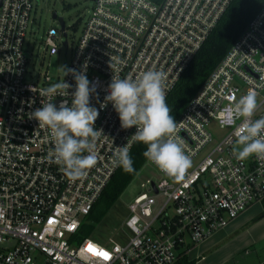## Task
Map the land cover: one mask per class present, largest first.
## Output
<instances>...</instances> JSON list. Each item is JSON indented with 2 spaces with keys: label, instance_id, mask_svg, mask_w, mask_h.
I'll use <instances>...</instances> for the list:
<instances>
[{
  "label": "built area",
  "instance_id": "1",
  "mask_svg": "<svg viewBox=\"0 0 264 264\" xmlns=\"http://www.w3.org/2000/svg\"><path fill=\"white\" fill-rule=\"evenodd\" d=\"M91 1L76 42L69 38V44L68 28L63 23L61 30L56 15L58 29L50 28L43 41L45 55L68 52L66 68L79 72L86 65L96 87L90 97L99 110L94 126L102 130L96 164L72 180L53 162L47 129L30 118L41 106V90L63 79V72L55 79H27L25 38L40 0H0V264H174L180 251L264 202V161L236 158L233 132L242 121L231 114L235 100L253 92L254 118L264 116L263 6L176 121L174 136L192 166L170 177L147 160L163 179L141 185L150 195L140 194L128 207L126 239L108 237L100 244L81 238L83 220L119 169L111 163L113 152L126 143L131 151L136 143L135 127L121 129L111 104L100 110L113 74L139 78L145 70L163 71L167 98L233 0ZM110 61H119L113 72ZM64 80L70 96L73 77ZM61 100L71 104L59 96L53 103ZM211 126L224 132L218 143ZM154 197L165 203L153 215Z\"/></svg>",
  "mask_w": 264,
  "mask_h": 264
},
{
  "label": "clouds",
  "instance_id": "2",
  "mask_svg": "<svg viewBox=\"0 0 264 264\" xmlns=\"http://www.w3.org/2000/svg\"><path fill=\"white\" fill-rule=\"evenodd\" d=\"M118 63L109 62L112 72ZM86 67L84 65L79 72L61 67L62 82L43 88L41 106L30 113L39 128L48 131L53 162L72 180L83 177L96 164V142L102 134V130L94 126L99 110L91 105L90 97L97 92L87 78ZM67 75H71L75 83L70 96L71 85L64 80ZM165 80V73L157 69L145 70L139 78H120L113 74L100 110L111 104L121 129L135 127L131 138L146 146L144 157L165 175L179 177L192 166V161L183 143L174 136L177 123L166 103ZM58 96L69 97L71 104L66 100L54 104ZM257 110V96L253 92L241 95L231 105L233 119L242 121L233 132V153L238 160L254 156L264 161V116L254 118ZM111 163L129 174L136 171L127 143L117 147Z\"/></svg>",
  "mask_w": 264,
  "mask_h": 264
},
{
  "label": "trees",
  "instance_id": "3",
  "mask_svg": "<svg viewBox=\"0 0 264 264\" xmlns=\"http://www.w3.org/2000/svg\"><path fill=\"white\" fill-rule=\"evenodd\" d=\"M150 1L154 4L162 2V0ZM263 6L264 0H233L230 3L215 29L196 53L178 83L166 98V103L171 109L170 114L175 122ZM145 150L146 146L139 142H136L132 147L130 156L133 159V167L136 171L132 174L124 172L121 168L116 171L90 214L83 220L79 230L81 238L93 239L92 241L100 244H103L110 236L118 242H123L126 239L123 229H107L106 233L109 234L107 238H99L95 233L97 228L103 224L108 211L119 200L120 195L146 164L147 159L143 155ZM125 210L128 212L127 209ZM262 216H264V212L261 214ZM112 231H115L114 235H111ZM178 261L179 264H192L185 261L184 258H180Z\"/></svg>",
  "mask_w": 264,
  "mask_h": 264
},
{
  "label": "rangeland",
  "instance_id": "4",
  "mask_svg": "<svg viewBox=\"0 0 264 264\" xmlns=\"http://www.w3.org/2000/svg\"><path fill=\"white\" fill-rule=\"evenodd\" d=\"M92 8L91 0H40L38 5H33L31 14V25L27 31L25 38L24 51L27 58V79L29 81L37 82L40 80L39 76L47 74L52 79H55L62 74V68L66 67L69 54L62 49L59 54L55 56H48L44 54V34L50 29H58L56 21L52 19L55 14L57 18H61L65 27H67L68 42L73 38L74 42L78 39L81 33L83 24ZM75 29V30H74ZM215 143H218L219 138L223 135V131L213 129ZM205 153L202 154V156ZM163 179L158 170L152 166L148 161L134 177L127 189L120 195L119 200L108 211V214L103 220V224L97 228L95 233L99 238H107V229L122 230L123 222L128 216V207L133 200L144 193L150 195L145 189L141 188L146 181L158 183ZM155 206L152 208L153 215L165 203L164 198L154 197ZM264 204V202L262 203ZM252 211L263 213V206L257 204L250 207ZM172 214L171 210L169 211ZM260 214L258 216H260ZM258 216L255 218L257 220ZM124 231V229H123ZM115 231L111 232L114 235ZM113 238L112 236H110ZM93 240V239H92Z\"/></svg>",
  "mask_w": 264,
  "mask_h": 264
},
{
  "label": "crops",
  "instance_id": "5",
  "mask_svg": "<svg viewBox=\"0 0 264 264\" xmlns=\"http://www.w3.org/2000/svg\"><path fill=\"white\" fill-rule=\"evenodd\" d=\"M259 214L248 208L203 243L180 251L174 264L180 258L192 264H264V216Z\"/></svg>",
  "mask_w": 264,
  "mask_h": 264
},
{
  "label": "water",
  "instance_id": "6",
  "mask_svg": "<svg viewBox=\"0 0 264 264\" xmlns=\"http://www.w3.org/2000/svg\"><path fill=\"white\" fill-rule=\"evenodd\" d=\"M52 19L54 20L55 19V14L52 16ZM58 23H59V26L61 28V30H63V21L61 18L58 19ZM151 188L153 190V193L156 194V191H155V188L153 186V184H151Z\"/></svg>",
  "mask_w": 264,
  "mask_h": 264
},
{
  "label": "snow or ice",
  "instance_id": "7",
  "mask_svg": "<svg viewBox=\"0 0 264 264\" xmlns=\"http://www.w3.org/2000/svg\"><path fill=\"white\" fill-rule=\"evenodd\" d=\"M102 255H105V258H107V257H106V254H102Z\"/></svg>",
  "mask_w": 264,
  "mask_h": 264
}]
</instances>
